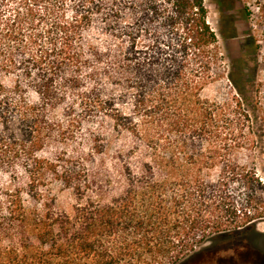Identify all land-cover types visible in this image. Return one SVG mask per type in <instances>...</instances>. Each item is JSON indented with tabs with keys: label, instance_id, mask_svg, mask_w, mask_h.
Returning a JSON list of instances; mask_svg holds the SVG:
<instances>
[{
	"label": "trees",
	"instance_id": "16d2710c",
	"mask_svg": "<svg viewBox=\"0 0 264 264\" xmlns=\"http://www.w3.org/2000/svg\"><path fill=\"white\" fill-rule=\"evenodd\" d=\"M207 13L204 0H0L4 264H180L264 223V181L235 158L264 159V50L248 62L242 48L230 93L203 98L220 77ZM75 130L101 154L106 133L122 138L119 194H89V153L53 157ZM53 173L72 213L29 214L22 193L46 208ZM29 238L39 247L21 255Z\"/></svg>",
	"mask_w": 264,
	"mask_h": 264
},
{
	"label": "rangeland",
	"instance_id": "374dc122",
	"mask_svg": "<svg viewBox=\"0 0 264 264\" xmlns=\"http://www.w3.org/2000/svg\"><path fill=\"white\" fill-rule=\"evenodd\" d=\"M204 3L208 11L207 20L218 34V72L220 77L205 87L202 97L208 100H222L230 93L226 75L230 70L231 59L243 48L246 54L245 58L249 62L248 58H252L254 42L259 44L262 51L264 50V0H227V13L225 14L221 13L220 8H217L215 0H204ZM221 30L225 32V38L220 36ZM262 51L259 53L260 55ZM78 134L79 131L75 130L74 137L64 145L58 148L53 146V157L61 151L67 159L72 160L68 164L74 167L80 164L84 156L89 153L91 157L86 163L90 176L89 194H98L102 200H108L111 196L119 194L122 191L123 183L116 172L114 151L121 146L122 138L115 131L106 133L104 138L108 145L101 154L92 151L93 145L89 143V140L77 138ZM119 138L120 142H118ZM235 158L243 165L256 168L257 173L264 181L262 172L264 159L260 153L252 155L240 150ZM63 162V159L60 160L61 165ZM215 172L212 173L215 174ZM108 181L112 183H107ZM59 182L54 173L53 175L48 174L45 183L40 186L45 190L46 208L36 204L26 191L22 193V199L29 214H33L34 210H37L38 213H45L49 207L52 208V211L54 207L59 211L72 213L75 203L74 191ZM3 186L4 188L8 187L6 184ZM30 229L31 227H29ZM29 239L25 243L26 248L21 249V255L30 256L38 249L39 243L34 238ZM5 246V239L0 238V250L3 251ZM50 257L49 253L44 255L45 260H49ZM3 258L4 254L0 252L2 264L6 262V260H2ZM180 264H264V223L260 222L254 230H248L239 235L216 238L206 243L197 254Z\"/></svg>",
	"mask_w": 264,
	"mask_h": 264
},
{
	"label": "flooded vegetation",
	"instance_id": "af4514ba",
	"mask_svg": "<svg viewBox=\"0 0 264 264\" xmlns=\"http://www.w3.org/2000/svg\"><path fill=\"white\" fill-rule=\"evenodd\" d=\"M215 3L217 8H220L222 10L221 13H227V0H215Z\"/></svg>",
	"mask_w": 264,
	"mask_h": 264
}]
</instances>
